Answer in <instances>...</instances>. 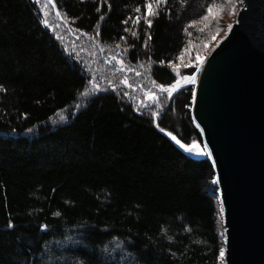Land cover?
<instances>
[{"label":"trees","instance_id":"trees-1","mask_svg":"<svg viewBox=\"0 0 264 264\" xmlns=\"http://www.w3.org/2000/svg\"><path fill=\"white\" fill-rule=\"evenodd\" d=\"M227 1L168 0L150 28L144 0L55 3L70 33L124 45L134 69L168 86L178 79L169 61L210 44L202 17ZM136 7L139 25L124 24ZM42 20L34 0H0V264H220L214 165L166 133L204 144L195 87L172 95L157 122L117 88L71 111L91 76Z\"/></svg>","mask_w":264,"mask_h":264},{"label":"water","instance_id":"water-1","mask_svg":"<svg viewBox=\"0 0 264 264\" xmlns=\"http://www.w3.org/2000/svg\"><path fill=\"white\" fill-rule=\"evenodd\" d=\"M195 76L172 95L195 87L193 120L220 178L224 264H264V0H241Z\"/></svg>","mask_w":264,"mask_h":264},{"label":"rangeland","instance_id":"rangeland-1","mask_svg":"<svg viewBox=\"0 0 264 264\" xmlns=\"http://www.w3.org/2000/svg\"><path fill=\"white\" fill-rule=\"evenodd\" d=\"M240 4L241 0H228L226 3L213 8V13L209 14L208 19L203 24L204 29H206V38L211 39L210 44H207L202 51L201 47L198 45L191 44L187 51L183 52V59H177L173 63L179 69L181 76L192 74V72L196 70V55L199 54L206 59L210 52L227 34L229 31L228 25L234 24ZM37 5L41 9L43 19L46 18L52 25L50 28L51 31L57 37H60L59 40L69 53L77 57L84 64L90 76L95 77L96 81L101 84L102 89L112 88V86L109 85V81H112L113 85H117L116 88L120 89L121 93H124L125 91L129 93L128 98L133 100L140 113L152 117L156 122L160 120L173 96L172 94L169 96L167 93H161L159 91L157 84L152 82L149 76L145 75V66H139V69H135V72L127 70L129 67L132 69L135 67L130 65L126 60L127 51L124 45H119V47H116V45L107 46L101 43L97 35H94L96 36V39L92 40V36H79L72 34L66 27L62 26L60 19L56 15V8L52 9L51 6H49V14L45 17L42 11L44 0H41V3ZM113 56H116L117 60H124L125 70L123 72L121 71V65L118 62L109 63ZM189 60H191L192 63L190 66L186 67L185 65L188 64ZM136 72L141 73V75H136ZM197 72L198 70L195 73ZM125 76L128 78L129 82L133 84L134 87L132 89L126 88L121 83ZM177 78L180 79L178 76ZM183 83V80H181V84ZM140 85H142V87H138ZM149 91H154L159 96V103H153L147 99L145 93ZM141 101H143V103H141ZM78 103L82 106L85 102L81 98ZM145 104L149 105V107L145 108ZM79 108L75 105L71 108V111H75ZM157 112L159 113V116H154L153 113ZM64 118H66V115L61 114L56 121L61 122ZM203 145H201V147H203ZM204 150L207 151V149ZM218 200L220 201V197Z\"/></svg>","mask_w":264,"mask_h":264},{"label":"snow or ice","instance_id":"snow-or-ice-1","mask_svg":"<svg viewBox=\"0 0 264 264\" xmlns=\"http://www.w3.org/2000/svg\"><path fill=\"white\" fill-rule=\"evenodd\" d=\"M104 3H107V0H103ZM35 4H40L41 0H34ZM168 3V0H144L143 3V8H144V23L150 28L152 25V17H156L159 15V10L160 7L166 6ZM49 6H51L52 9L56 8V3L55 0H44V7L42 9L43 14L45 17H47V15L49 14ZM108 8H111V5H108ZM213 5H209L206 9V15H204L202 17V19L207 20L208 19V15L213 13ZM135 12L137 13L136 17L133 19L132 17H128L127 19H125L123 21L124 24H128L130 21L134 24V25H139L140 21H141V16L139 15V13L141 12V8L140 7H136ZM56 15L58 18L60 19H64L63 16H61V13L57 10L56 11ZM103 16L100 17L101 20H103ZM67 22V21H65ZM42 23L46 26L51 28L52 25L50 24V22L45 18L42 20ZM193 24H195V21H193ZM232 27L233 25H228V30L229 32L232 31ZM125 31H128V29H125ZM84 35H88L87 33H84ZM96 35H99V33L97 32ZM133 36L136 35L135 32L132 33ZM147 35V34H146ZM190 35V33H189ZM58 39L60 37H57ZM148 39H151V36L148 35L147 37ZM92 40L96 39V36H92L91 37ZM121 39H125V37H121ZM116 47H119V45H116ZM145 47H147V44H145ZM185 51H187V49H185ZM184 56V53L182 52L180 54V56L177 59L182 60ZM196 60V68L197 70L200 69V67H202V65L205 62V58L202 57L201 55L197 54L195 57ZM114 62H118L121 65V71L123 72L125 70V65H124V60L123 59H119L117 60L116 56H113L111 58V60L109 61V63H114ZM161 64L164 63V61H160ZM191 60H189L188 64L185 65L190 66L191 65ZM169 64L172 66L173 71L175 72V75L180 77V79H175V81L171 84H169L168 86H165L163 84H160L159 87V91L161 93H167L169 96H171V94L175 91L178 90V88L182 87L181 84V80H183L184 84H195L196 83V76L195 75H188V76H181L179 69L176 67V65L172 64L171 61H169ZM128 71H132L135 72V69L132 68H128ZM136 75H141V73L136 72ZM121 83L128 89H132L134 86L132 83L129 82L128 78L125 76L124 79L121 81ZM109 85L112 86V90L115 91L117 85H113L112 81H109ZM138 87H142V85L138 86ZM0 90H4L2 86H0ZM101 90L107 91V89H102L101 84L96 81L95 77H91L89 79L86 80L85 84H84V90L79 92V97L82 98V100L85 102V106H86V102L89 100V98L95 96L96 94H98ZM123 95L125 97L129 96V93L127 91H125L123 93ZM147 99L153 103H159L160 98L159 96L154 92V91H149L147 93H145ZM141 103H143V101H141ZM81 106V104L77 103L76 107L79 108ZM145 108L149 107V105L145 104L144 105ZM154 116H159V113H153ZM156 127H160L159 123L156 124ZM197 128H200V125L197 124L196 125ZM160 131H164L163 128H160ZM201 132H203V129H201ZM167 135L169 137H171V139L173 141H175L176 144H178L181 148H183L186 152L188 153H194L198 156H206V157H210L212 156V152L211 150H207L205 151L204 149H207V144H204L203 147H201V144L196 142V141H192L191 143H182L180 139H178L175 135L172 134V132H168ZM214 163V162H213ZM213 184H219L220 183V178L216 177L213 179L212 181ZM224 209L223 207L221 208V212H223ZM57 215H59V213H57ZM7 227L12 228L14 227V225L12 223H9L7 225ZM45 228H47V225L44 226ZM221 235H223V233H221ZM225 255H226V250L224 247H221L219 249V259H220V264H224V259H225Z\"/></svg>","mask_w":264,"mask_h":264}]
</instances>
